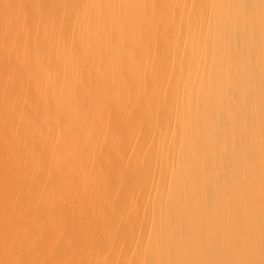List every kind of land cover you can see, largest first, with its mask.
Wrapping results in <instances>:
<instances>
[{
	"label": "bare ground",
	"instance_id": "1",
	"mask_svg": "<svg viewBox=\"0 0 264 264\" xmlns=\"http://www.w3.org/2000/svg\"><path fill=\"white\" fill-rule=\"evenodd\" d=\"M0 264H264V0H0Z\"/></svg>",
	"mask_w": 264,
	"mask_h": 264
}]
</instances>
